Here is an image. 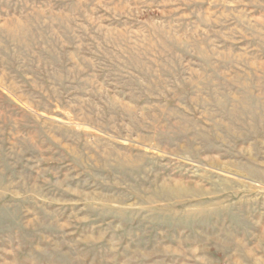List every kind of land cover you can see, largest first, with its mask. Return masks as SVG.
Returning a JSON list of instances; mask_svg holds the SVG:
<instances>
[{"label":"rangeland","instance_id":"rangeland-1","mask_svg":"<svg viewBox=\"0 0 264 264\" xmlns=\"http://www.w3.org/2000/svg\"><path fill=\"white\" fill-rule=\"evenodd\" d=\"M0 264H264V0H0Z\"/></svg>","mask_w":264,"mask_h":264}]
</instances>
